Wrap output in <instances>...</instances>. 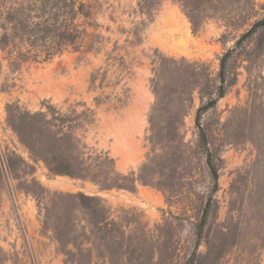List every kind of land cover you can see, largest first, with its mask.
<instances>
[{"label":"rangeland","instance_id":"rangeland-1","mask_svg":"<svg viewBox=\"0 0 264 264\" xmlns=\"http://www.w3.org/2000/svg\"><path fill=\"white\" fill-rule=\"evenodd\" d=\"M80 1L78 38L41 60L7 13L27 0H0V264H264L257 36L201 118L206 149L195 125L264 0Z\"/></svg>","mask_w":264,"mask_h":264},{"label":"trees","instance_id":"trees-1","mask_svg":"<svg viewBox=\"0 0 264 264\" xmlns=\"http://www.w3.org/2000/svg\"><path fill=\"white\" fill-rule=\"evenodd\" d=\"M76 3L77 0H27V3H13L7 13L15 21H18L17 24L20 26L22 35L26 36L24 42L28 47L25 52L27 57L48 60L57 54L62 47L74 44L78 38L76 33L79 31L75 20L79 15L86 17L85 14L81 13L85 5L81 1ZM3 12L0 6L1 17ZM256 36L258 45L262 46L264 43V18L255 22L247 32L236 40L234 47L225 51L219 58V69L216 75L218 81L216 96L207 103H203L197 109L195 115L199 143L204 149L207 148V140L205 131L201 126V118L206 111L213 108L220 98L225 96L227 88L234 84L236 78L229 77L230 60L243 48L246 42ZM45 161L53 171L74 176L71 165L68 164L63 167L65 165H63L62 160L55 159V161L61 162L58 167H52L47 159ZM206 164L212 180V188L201 219L196 226L197 240H200L202 236L214 203V195L218 190V167L208 151L206 153ZM188 264H193L192 257L189 259Z\"/></svg>","mask_w":264,"mask_h":264}]
</instances>
